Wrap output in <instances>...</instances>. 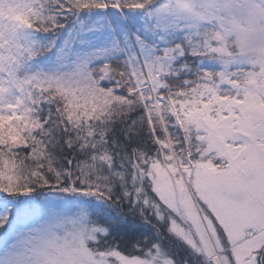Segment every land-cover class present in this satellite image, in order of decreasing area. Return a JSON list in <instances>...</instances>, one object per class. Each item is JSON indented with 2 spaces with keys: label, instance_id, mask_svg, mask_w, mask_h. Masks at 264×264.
I'll return each instance as SVG.
<instances>
[{
  "label": "snow or ice",
  "instance_id": "obj_1",
  "mask_svg": "<svg viewBox=\"0 0 264 264\" xmlns=\"http://www.w3.org/2000/svg\"><path fill=\"white\" fill-rule=\"evenodd\" d=\"M0 264H264V0H0Z\"/></svg>",
  "mask_w": 264,
  "mask_h": 264
}]
</instances>
